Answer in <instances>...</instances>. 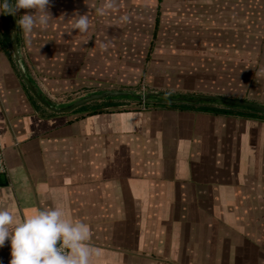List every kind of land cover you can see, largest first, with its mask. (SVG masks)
<instances>
[{
  "label": "crops",
  "instance_id": "0c3cea01",
  "mask_svg": "<svg viewBox=\"0 0 264 264\" xmlns=\"http://www.w3.org/2000/svg\"><path fill=\"white\" fill-rule=\"evenodd\" d=\"M49 11L44 30L18 38L57 102L142 82L264 105V0H50ZM74 12L86 33L66 32ZM0 42V210L60 206L88 227L89 264H264V117L107 101L56 114Z\"/></svg>",
  "mask_w": 264,
  "mask_h": 264
},
{
  "label": "clouds",
  "instance_id": "9594fccd",
  "mask_svg": "<svg viewBox=\"0 0 264 264\" xmlns=\"http://www.w3.org/2000/svg\"><path fill=\"white\" fill-rule=\"evenodd\" d=\"M49 7L50 0H0V14L15 15L19 9L31 10L16 19L18 29L24 34L44 30L53 18ZM71 16L75 18L66 32L86 33L89 29L86 12H74ZM123 19L126 21L127 17ZM88 238V227L80 221L71 222L60 206L38 208L22 218L0 210V248L8 242V264H89Z\"/></svg>",
  "mask_w": 264,
  "mask_h": 264
},
{
  "label": "water",
  "instance_id": "95a60500",
  "mask_svg": "<svg viewBox=\"0 0 264 264\" xmlns=\"http://www.w3.org/2000/svg\"><path fill=\"white\" fill-rule=\"evenodd\" d=\"M18 13L9 15L10 20V53L18 76L34 100H36L46 110L56 113H70L78 108L96 101H126L133 103H145L151 100H162L175 103L187 104H213L225 107H242L254 110L264 115V105L250 100L210 93H190V92H167L153 89L132 90V89H97L84 92L65 102H57L50 98L38 85L32 76L21 46L19 44V29L16 25ZM3 173H0L2 176Z\"/></svg>",
  "mask_w": 264,
  "mask_h": 264
},
{
  "label": "trees",
  "instance_id": "16d2710c",
  "mask_svg": "<svg viewBox=\"0 0 264 264\" xmlns=\"http://www.w3.org/2000/svg\"><path fill=\"white\" fill-rule=\"evenodd\" d=\"M5 35L6 34H4L2 37H4L3 38V42L7 46L8 45V41L7 40L9 39V37L7 38V35H6V37H5ZM107 102H113L115 104L119 103V104H123V105L128 104L127 102H119V101H107ZM141 104H143L144 106H147V107L199 108V109H202V110H205V111H217L218 110V108L215 107L213 104H198V105H194V104H187V103L168 102V101H162V100H151V101H147L145 103H136V105H141ZM216 106H219V105H216ZM219 107H221V109L219 108L220 111H223V112L238 111V112L250 115V116L264 117L263 114H261L259 112H256L254 110L247 109V108L225 107V106H219ZM82 108H85V106H82V107L78 108L77 110L82 109Z\"/></svg>",
  "mask_w": 264,
  "mask_h": 264
},
{
  "label": "rangeland",
  "instance_id": "374dc122",
  "mask_svg": "<svg viewBox=\"0 0 264 264\" xmlns=\"http://www.w3.org/2000/svg\"><path fill=\"white\" fill-rule=\"evenodd\" d=\"M4 34L7 35V38L9 37V39L7 40L8 41V45L6 46L10 56H11V53H10V49H9V46H10V43H11V40H10V20H9V15L8 14H0V41H3V38L2 37ZM5 35V37H6ZM20 41V40H19ZM1 43V42H0ZM2 44V43H1ZM23 49V48H22ZM25 52H27V49H26V44H25V48L23 49ZM23 50H22V53H23ZM24 55V54H23ZM26 55V54H25ZM25 58V56H24ZM26 58H27V61L29 62V57H27L26 55ZM11 60H12V56H11ZM26 61V60H25ZM12 64L14 65L13 63V60H12ZM27 64V62H26ZM28 66V65H27ZM15 68V66H14ZM15 71H16V68H15ZM16 74L18 76V73L16 71ZM140 85V86H139ZM138 86V87H137ZM137 86H132L130 88H119V89H132V90H145V89H149V88H144L142 86V82H140V84L138 83ZM75 96H72L70 94H66V96L64 97V100L68 101V100H71L72 98H74ZM62 102H65V101H62ZM97 102H101V101H97ZM130 103H133V102H130Z\"/></svg>",
  "mask_w": 264,
  "mask_h": 264
},
{
  "label": "built area",
  "instance_id": "2783aa9c",
  "mask_svg": "<svg viewBox=\"0 0 264 264\" xmlns=\"http://www.w3.org/2000/svg\"><path fill=\"white\" fill-rule=\"evenodd\" d=\"M5 162H4V156H3V150L0 147V173L5 171Z\"/></svg>",
  "mask_w": 264,
  "mask_h": 264
}]
</instances>
